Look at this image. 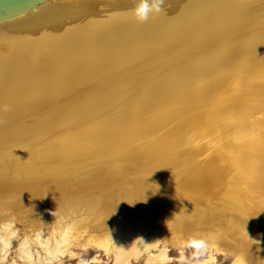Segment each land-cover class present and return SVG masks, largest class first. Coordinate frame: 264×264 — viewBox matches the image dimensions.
Returning a JSON list of instances; mask_svg holds the SVG:
<instances>
[{
  "label": "bare ground",
  "instance_id": "1",
  "mask_svg": "<svg viewBox=\"0 0 264 264\" xmlns=\"http://www.w3.org/2000/svg\"><path fill=\"white\" fill-rule=\"evenodd\" d=\"M136 3L41 0L0 20V226L23 225V264L77 245L159 264L187 237L208 241L201 264L225 240L244 264L257 239L264 0H168L146 22Z\"/></svg>",
  "mask_w": 264,
  "mask_h": 264
},
{
  "label": "rangeland",
  "instance_id": "2",
  "mask_svg": "<svg viewBox=\"0 0 264 264\" xmlns=\"http://www.w3.org/2000/svg\"><path fill=\"white\" fill-rule=\"evenodd\" d=\"M261 194L264 195V190L261 191ZM260 207L258 214H262L260 216L259 221L257 224H251L249 232L246 233L245 238L247 237L248 243L254 242L253 245H248V252H245L244 256V264H264V199L260 201ZM33 206V205H31ZM27 207H30L27 205ZM225 225V224H223ZM239 226H242V224H238ZM18 234L13 239L12 243L10 244L9 253L7 256L6 264H10L11 259H16V261L19 264H23L20 260L16 258V240L22 237V228L23 225L18 226ZM239 228V227H238ZM231 231L234 229V227L230 228ZM229 229V230H230ZM236 229V227H235ZM243 229V227H242ZM228 230V229H227ZM237 230V229H236ZM226 232V231H225ZM229 233V232H226ZM253 234V235H252ZM255 235V236H254ZM230 236V234H229ZM257 238L254 240V238ZM254 240V241H253ZM187 241H189V237H187ZM186 242L184 245L179 244H166L167 245V252L169 257L171 258L169 260V263L171 264H178V261L182 258L188 259L192 256L194 250L192 248L186 247ZM228 241L225 240L219 247L221 248L218 252H213L214 260L210 262V264H233V259L235 257L234 252L231 250L229 246H227ZM32 249L39 250L40 249L35 246L34 244L31 245ZM72 251L75 252L74 256H66L61 258L60 261L56 262V264H77V261L80 259H91V257L95 254H97V258L95 261H90L88 264H114L112 258L106 257L100 250H96L93 247L89 248H83L82 246L77 245L76 247L72 248ZM154 252V251H153ZM209 253V252H208ZM248 253V254H247ZM142 255L141 257L134 259L131 258L130 264H144V259ZM208 258L202 257L201 262ZM43 264V263H40Z\"/></svg>",
  "mask_w": 264,
  "mask_h": 264
},
{
  "label": "clouds",
  "instance_id": "3",
  "mask_svg": "<svg viewBox=\"0 0 264 264\" xmlns=\"http://www.w3.org/2000/svg\"><path fill=\"white\" fill-rule=\"evenodd\" d=\"M167 3L168 0H137L134 8V14L140 22H146L152 14H159L160 12L164 11L165 5ZM5 110H7V108H5ZM5 228L13 230L12 238H14L16 235V232L14 231V221H9L7 225L0 226V232H2ZM37 239H40V237L38 236ZM137 239L144 241L142 238ZM6 243L10 245V241H7ZM64 243H67V239L64 240ZM24 246H27V241H25ZM186 247L192 248L194 252L190 258L180 259L178 264H201V258L207 257L209 252V244L205 239L191 238L186 244ZM0 264H6V261L4 259H0ZM79 264H88V262L81 259ZM159 264H169L167 250H165V252L159 256Z\"/></svg>",
  "mask_w": 264,
  "mask_h": 264
},
{
  "label": "water",
  "instance_id": "4",
  "mask_svg": "<svg viewBox=\"0 0 264 264\" xmlns=\"http://www.w3.org/2000/svg\"><path fill=\"white\" fill-rule=\"evenodd\" d=\"M41 0H0V20L11 17Z\"/></svg>",
  "mask_w": 264,
  "mask_h": 264
}]
</instances>
